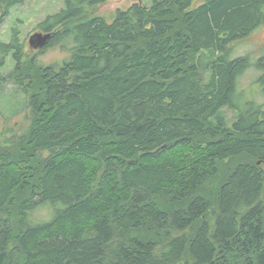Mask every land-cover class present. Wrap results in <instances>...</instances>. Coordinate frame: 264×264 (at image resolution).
<instances>
[{"label": "trees", "instance_id": "1", "mask_svg": "<svg viewBox=\"0 0 264 264\" xmlns=\"http://www.w3.org/2000/svg\"><path fill=\"white\" fill-rule=\"evenodd\" d=\"M105 1L38 24L62 63L0 42L30 114L0 145V264H264V53L235 55L264 0Z\"/></svg>", "mask_w": 264, "mask_h": 264}, {"label": "rangeland", "instance_id": "2", "mask_svg": "<svg viewBox=\"0 0 264 264\" xmlns=\"http://www.w3.org/2000/svg\"><path fill=\"white\" fill-rule=\"evenodd\" d=\"M137 0H106L95 8V12L104 15L108 21L113 19L116 9H126ZM201 1V0H198ZM150 2V0H142ZM64 5V0H26L25 3L14 6L10 15L0 26V42L9 41L13 32L19 31L20 37L26 42L27 59L36 56L37 66H46L62 63L70 58L72 50H62L59 46L47 48L43 52H37L29 44L30 37L41 32L37 26L46 16L56 13ZM264 27L256 30L244 43L235 48V55L252 53L254 59L264 53ZM2 57V55H0ZM14 58L7 56L0 65V80L8 75L14 67ZM261 72L249 69L239 80V90L249 99L258 91L259 84L255 80ZM7 77V76H6ZM4 81V82H3ZM259 99L264 102V97L259 94ZM27 94L16 87L13 83L0 81V145L11 134L21 133L30 126V114L25 109ZM231 114V113H230Z\"/></svg>", "mask_w": 264, "mask_h": 264}, {"label": "water", "instance_id": "3", "mask_svg": "<svg viewBox=\"0 0 264 264\" xmlns=\"http://www.w3.org/2000/svg\"><path fill=\"white\" fill-rule=\"evenodd\" d=\"M142 2V0H137ZM51 33L39 32L33 34L29 39V44L32 49L38 50L45 47L51 39Z\"/></svg>", "mask_w": 264, "mask_h": 264}]
</instances>
